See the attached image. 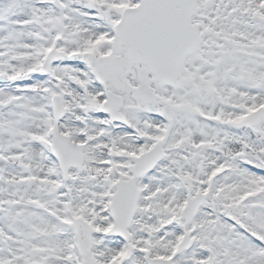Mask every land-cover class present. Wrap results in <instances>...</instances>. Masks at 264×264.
Here are the masks:
<instances>
[{"label": "snow or ice", "instance_id": "1", "mask_svg": "<svg viewBox=\"0 0 264 264\" xmlns=\"http://www.w3.org/2000/svg\"><path fill=\"white\" fill-rule=\"evenodd\" d=\"M0 264H264V0H0Z\"/></svg>", "mask_w": 264, "mask_h": 264}]
</instances>
